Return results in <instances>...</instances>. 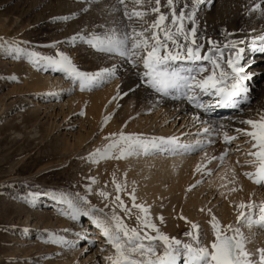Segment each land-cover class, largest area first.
Segmentation results:
<instances>
[{"label":"rangeland","instance_id":"rangeland-1","mask_svg":"<svg viewBox=\"0 0 264 264\" xmlns=\"http://www.w3.org/2000/svg\"><path fill=\"white\" fill-rule=\"evenodd\" d=\"M254 2L255 0H219L218 5L202 21L199 20L198 34L203 32L206 39L212 37L213 40L224 42L226 37L229 39L231 36H226L227 33H233L232 35L241 33L243 25L249 21V8ZM80 3L84 4L83 0H0V42H27V44L21 43V46L28 47L41 55H54L56 51L64 52L81 70L87 72H96L111 67L112 62H117L118 58H105L79 42L76 46L61 43L73 35H88L93 31L100 32L101 29L97 25L110 24L111 21L122 15V13L112 14V6L105 1L98 5L95 3L86 6L87 12L82 11L86 7L81 9ZM180 7V5L177 7V12ZM63 17L73 18L64 22ZM52 45H56V47L54 48ZM207 47L208 45L205 43V50ZM52 73L51 70L37 71L24 59H14L5 50L0 49V264H58L61 262L59 259L62 256L69 254L74 249L46 243L47 233H55L72 241L77 229L82 225V223L80 225L78 223L83 217L79 222H74L63 216L62 219H66L64 221L61 219L60 211H55L53 206L41 209L35 202L30 206L24 200L29 192L50 194L55 191L76 197V194L79 196L88 195L86 188L91 186L92 194L88 195V199L92 205L104 208L106 202H102L96 193L100 190L111 193L109 196V201H111L115 195L113 177L117 182H123L126 185L130 181H136L134 185L133 182H130L134 189H136L137 181L141 178L145 180L147 176V181H149L148 178L151 180L153 177L152 179L155 178L156 181L160 180V183L166 181L163 186L164 188L168 187L170 181L162 172L169 171L171 176L179 178L180 183L178 186H174L175 191L169 193V189H164L162 195L166 194L159 196L156 202L147 203L143 198H137L136 202L144 203L150 207L153 220L158 216L164 217V228L159 226L164 233L170 237L183 239L177 235L176 228L183 226L180 231H188L190 226L179 217L182 215L189 221L187 210L190 206H188V202L194 197H199L198 195L206 197L209 195V191L218 187L220 177H215V175L223 170V179H226L225 184L227 185L226 195L233 196L234 210L220 222L222 225L236 224V205L244 202L245 197H254L253 193L247 192L238 175H235V183H229L233 177L231 167L233 165L245 166L243 163L245 161L239 162V164L235 162L238 157H241L239 155L242 154L241 148L245 145L244 137L238 139L243 143L242 147H237L238 143L229 146L231 151L222 165L218 159H213L211 163H208L210 158L219 157L225 151L226 145L217 139H214L215 143L207 147L206 152L198 153H204L198 160L189 162L185 166L174 163L166 165L165 163L168 161L162 163L159 161L157 164L158 160L156 159V163H154V158L157 156L133 157L124 160L108 159L98 164L92 163L87 158L96 150L104 149L109 143L105 137L121 131L142 134L148 129L150 121H153L151 115H153L154 107L159 105H155L147 97L123 95L127 92L119 77L103 83L102 87L99 86L94 90L80 91L78 86L73 87L63 78L62 74H58L61 80L55 87L59 84L67 86L66 93H59V95L56 88H51L49 83L45 90L39 91L33 88L37 86L35 78L42 81L49 75L57 77V74ZM11 76H15L17 79L11 81L9 80ZM135 78V75L131 73L130 82H134ZM48 91L58 95H50ZM69 92L70 94H67ZM138 94L142 93L138 92ZM26 99H31L32 102L27 103ZM255 104L258 105L259 101ZM81 112L84 115H79ZM106 117H111L107 124L104 123ZM141 122H146V124L141 125ZM166 122L170 127L171 123L168 124L167 120ZM150 133H153V130ZM150 135L154 136V134ZM193 155L197 154H191L188 157ZM181 157L182 159L186 158V156L179 158ZM203 164H207V169L212 173L210 176H204L195 171L197 165ZM156 171L159 172L158 175ZM235 174H239V170ZM130 175L137 177V180ZM91 178H94L96 183L91 184ZM197 181H201V183L197 184ZM193 185L196 187L193 188ZM190 188L191 191H189ZM232 188L237 190L230 191ZM121 196L130 207L129 197L125 193H121ZM49 197L50 195H41L36 201ZM260 202H264V198L255 203ZM83 207H87V205ZM204 208L207 209V207ZM204 208L202 212L210 217L208 210ZM44 211L48 212L47 214L52 213V216H58L60 225L64 224L63 227L50 224L42 228L46 220L37 222L36 217L39 212L43 213ZM117 212L122 217L124 216V213L119 212V209ZM36 222L40 229L38 237L36 235L27 237L26 232L35 226ZM54 222H56L55 219ZM126 222L130 226L135 224L134 219L126 220ZM159 225H161L160 222ZM242 230L250 241L248 236L260 229L254 227L251 231L247 228ZM208 232L206 242L213 238L210 226ZM30 234H34V232ZM21 239H29V242L32 243L21 245ZM246 247L249 248L248 244ZM248 251L250 250L248 249ZM70 258L72 259V257ZM73 262H76V259Z\"/></svg>","mask_w":264,"mask_h":264},{"label":"snow or ice","instance_id":"snow-or-ice-1","mask_svg":"<svg viewBox=\"0 0 264 264\" xmlns=\"http://www.w3.org/2000/svg\"><path fill=\"white\" fill-rule=\"evenodd\" d=\"M83 2L91 5L98 0ZM204 3L205 0H190V3L189 0H163V3L162 0H115L111 13L122 15L110 24L97 25L100 32L73 35L61 42L70 46H76L79 42L105 58H118L123 64L130 65L138 82L129 91L139 87L147 88L157 97L155 104L165 99L184 101L197 110L192 117L193 124L202 126L190 143L183 142L177 136L148 137L123 131L112 133L105 137L109 143L103 150L98 149L89 155L87 159L90 162L98 164L108 159L187 156L206 152L207 147L215 143L214 137H220L224 125L207 124L199 113H210L216 108L243 111L242 105H250V82L256 74L247 71L251 62H244L245 55L246 52L264 54V35L249 40L226 37L224 42L206 39L203 32L198 34L200 25L197 18L199 6ZM180 4L183 7L177 12ZM162 8L167 11H162ZM82 11L87 12L88 8ZM251 11L264 16L260 3L255 4ZM72 18L62 19L67 22ZM189 24L191 27H188ZM230 35L232 34H227ZM21 43L27 44L2 41L0 49L14 59H24L37 71L61 73L66 81L73 87L78 86L80 91L94 90L103 83L118 78L115 64L96 72H87L81 70L64 52L41 55L28 47H22ZM205 43L208 45L206 51ZM52 47L55 48L56 45ZM16 79L15 76L9 77L11 81ZM205 97L208 98L206 101ZM258 116V119L239 121L247 127L235 128L236 135H229L224 131L222 139L226 145L225 151L219 157L210 158L208 163L218 159L222 165L231 151L229 146L232 141L243 136L248 147V151L244 153L248 157L245 163L253 169L243 175L253 184L264 187V112ZM110 118L106 117L104 123L107 124ZM195 171L204 176L212 174L207 169V164L197 165ZM232 172L233 177L229 183H235V170L232 169ZM90 183H96L95 179L91 178ZM112 183L115 195L111 201V193L104 190L96 193L102 202H106L104 208L92 205L88 199V195L92 194L91 186L86 188L88 195L85 196L76 194V197H72L68 193L55 191L50 194L29 192L24 200L32 206L41 195H50L54 202L66 206L60 210V215L74 222H79L82 217L87 218L105 238L106 245L111 246L112 254L105 257L108 264H264V248L257 249L256 252L248 251L246 244L249 240L242 230L247 228L251 231L253 227L264 230V202L250 201L236 205L235 225H222L209 209L208 224L213 238L207 242V234L201 226L181 215L179 218L190 227L183 233L184 239H178L161 231L153 220L149 206L136 202L135 189L127 192V185L117 182L115 177ZM199 183L201 181H197ZM221 187L227 185L222 184ZM236 190L232 188L230 191ZM121 193L129 197L130 207L122 199ZM84 205L87 207H83ZM117 209L124 213L123 217ZM132 219L135 221L134 226L126 223V220ZM156 220L160 224L165 223L163 216L156 217ZM75 235L79 240L87 239L83 233ZM45 242L76 247V242L68 241L55 233H47Z\"/></svg>","mask_w":264,"mask_h":264},{"label":"bare ground","instance_id":"bare-ground-1","mask_svg":"<svg viewBox=\"0 0 264 264\" xmlns=\"http://www.w3.org/2000/svg\"><path fill=\"white\" fill-rule=\"evenodd\" d=\"M103 1L107 2V4L112 6V7L115 4V0H98V2L96 4L97 5H98V3L101 4V2H103ZM218 2H219V0H205V3L199 6V10L197 12L198 22H199V20L202 21V19H204V17L209 12H211V10L215 6L218 5ZM189 3H190V0H189ZM257 3H260L261 8L264 9V0H255V2L252 3L251 7L249 8V12H250V15L248 14L249 21H247L243 25L242 32L241 33H235L234 35H231L229 37V39L249 40L251 38H254V37L258 38L261 35H264V16H261V14L259 12H252L251 11V9ZM94 4H91V5H94ZM102 4H104V3H102ZM81 5H82L81 9L86 7V6L87 7L89 6V4H86V3L81 4ZM180 6L183 7V4H180ZM161 10L165 11V9H163V8ZM188 27H191V25L189 24ZM233 31L236 32L235 30H233ZM211 34H212V32H211ZM118 61L112 62V65H114L116 63L115 65H117V68H118V77L121 78V81H123L124 90L129 94L128 96L131 97L132 95H138V96L147 97V98H149V100L152 103H154L156 101L157 97L153 93H151L150 90H148L147 88L140 87V88L135 89L134 91H129V89L133 88V86L138 82V78L134 74V71L130 70V65L123 64L121 61H119V62ZM249 61L251 62V67H249L247 69V71L256 74L253 76V79L250 82L251 86H252V92L250 94L251 95L250 105H242L243 111H236V110L227 109V108H216L213 112H210V113H199V115L201 116V119L203 121L207 122V124H210V125L223 124L224 125V128L221 132L220 137H214L215 140L217 139L220 142L221 141L223 142L222 137H223L224 131H226L229 135H236V133L234 132L235 128L247 127L246 125L239 123V121L245 120V119H250V118L251 119H258L259 118L258 114L261 112H264V54L246 52L244 62L247 63ZM51 72H53L52 74H57V77L49 75L47 77H44L42 81L35 78L34 81H35V83H37V86L33 87V88L38 89L39 91L43 90V89L45 90L46 85L49 83V86H52L51 88H53V89L56 88L55 90L58 91V94L59 93L60 94L66 93L68 91L67 86H63V84H59L55 87V85L57 83H60L61 78L58 77V74H61V73L55 72V71H51ZM131 73L134 74L136 77L134 82H130V74ZM34 81L31 80V82H34ZM138 92H141L142 94H138ZM45 93H47V91H45ZM48 93H49V91H48ZM204 99L206 101L208 98L205 97ZM26 100H27V103L32 102L31 99H26ZM257 101H259L258 105L255 104ZM160 104H161V106H160ZM155 105H159V106L154 107V110L152 112L153 115H151V117H152L151 119H153V121L152 122L150 121L149 125L147 124L148 129L142 133L144 136L150 137L151 136L150 134H154V136H156V137L177 136V137H180L183 142L190 143L193 141L195 133L198 130H201L202 126L200 124L194 125L193 120H192V117L197 112V110L193 109L192 106L187 104L186 102L180 101V100L165 99V100L161 101L159 104H155ZM166 120L168 121V124L171 123L170 127L167 126ZM163 121H164V123H162ZM142 124H146V122H141V125ZM153 126H154V128H153ZM152 130H153V133H150V131H152ZM241 137H243V136H240L238 139H241ZM238 139L232 141L231 144L236 145V143H238L237 147H242L241 145H243V143L239 142ZM243 147L241 148L242 154L239 155L241 157L240 158L238 157L235 162H237V161H239V162L245 161L246 162V160L248 159V157L246 155H244V153H246L248 151V147L246 145H244ZM202 154H204V153H202ZM202 154H197V155H193L190 157H188L189 155H187L185 159L184 158L182 159V157L179 158L180 156L175 157V156H167V155H158L157 157L155 156L156 158H154V161H155L154 163H156V160H158L157 164L159 163V161H160V163H162L164 161H168L165 163L166 165H169V163H174L176 165L180 164L182 166H185L189 162L198 160ZM152 160H149V161H152ZM245 162H243L245 164L244 167H239V166L233 165L231 167V169H234L235 172L239 170V174H235V175H238L242 179V184L247 189V192L249 194H252V193L254 194V197H252V198L245 197L244 203H248L252 200L255 202H259V200L261 198H264V187H259L255 184H253L250 180H248L243 175L244 172H248V171L253 170L252 167L247 165ZM165 164H164V166H166ZM176 165H172V166H176ZM158 167H160V166H158ZM161 167H163V166H161ZM236 167H238V168L236 169ZM170 169H172V168H170ZM144 170L146 171V169H144ZM157 170H158V168H157ZM175 170H176V167H175ZM129 171H131V170H129ZM147 171H148V169H147ZM163 171H164V169H163ZM158 173L159 172H157V175H158ZM163 173H165L164 175H165L166 179H169L168 181H170V183L168 185L169 188L168 187L164 188V186H163V184H165L166 181H165V183L164 182L160 183L159 182L160 180L156 181L155 178L152 179L153 177H151V176H150L151 180L148 178L149 181H147L146 178L148 176L146 175L147 176V177H145L146 181L141 178L135 184L136 187L134 186L136 188L135 193L137 195V198H143L147 203L152 202V201L156 202V199L162 195V191L164 189L165 190L169 189L170 190V191H168L169 193L171 191L173 192V190L175 191L174 186H178V184L180 183V181H178L179 178L171 176V174H169V171L168 172H162V174ZM222 174H223V170H220L215 175V177L216 176L220 177L218 180L219 185H218V187L209 191L208 196H206V197L202 196L201 197V195H198L199 197H194L192 199L193 201L190 200L188 202V206H190V208H188V210H187V215L189 216V221L198 223L201 226V229L206 234L209 233L208 232V229H209L208 221H209L210 217H208V215H205L201 211V207H203V208L207 207V209L204 208L206 210L211 209L212 214H214L219 220H224L226 215H229V213L233 212V210H234L233 196H227L226 195L227 187H225V190H223L224 187H221L222 184L226 185L225 184L226 179H222V178H224V175H222ZM131 176L132 175H130V177ZM134 177L132 176L133 179L137 178V177H135V178ZM140 177H141V175H140ZM132 178H131V180H133ZM174 180L178 181V182L175 183ZM129 181H130V179H129ZM130 182H133V181H130ZM130 182L127 185V189H126L127 192H131L132 189H134L131 187L132 185L130 184ZM135 182L136 181L133 182V185ZM221 193H223V195H221ZM165 194L166 193H164L163 195H165ZM35 204L37 205V207L40 206L41 209L53 206V208H55L54 209L55 211H57V210L60 211L65 206V205L57 204L56 202H54L51 199V197L43 198V199H40L39 201H35ZM47 213H46V211H44L43 213L39 212L37 217H36V220H38L37 222L46 220V222L43 223L44 227H42V228H45V227L49 226L50 224L63 227L64 224L60 225V219H58V216L54 215L56 213L53 214L54 216L51 215L52 213H50V214H47ZM52 218H54L56 222H54V219L52 220ZM62 218H63V216L61 217V219ZM62 220H64V219H62ZM80 221L81 222L78 224L80 225L82 223V225H80L81 227H79L77 229L76 233H83L87 237V239L86 240H79L78 237L75 235V238H73L72 241L76 242V247L69 254L62 256L59 259L61 262H59L58 264H108L105 257L112 254L111 246L106 245L105 238L100 234L99 230L96 229L89 222V220L87 218H83ZM37 222H36V225L34 224L35 226L31 227V229L28 228L29 230L26 232L27 237H29L30 235H36L38 237V234L40 233V229L38 228ZM154 222L157 223V225L162 227V228H164V226H165L164 224L159 225V221H157L156 219H154ZM83 226H84V228H82ZM174 226L177 227L178 225H174ZM182 227L183 226L176 228L177 231L176 230L175 231L178 232L177 235H179L181 238L184 239V236L182 234L185 233L186 230L180 231ZM45 231H46V229H45ZM32 232H34V234H30ZM248 237H249L250 241L247 243L248 247H249V248L246 247L247 250L249 249L251 252H256L257 249L264 248V230H261V229L259 231L255 230ZM26 240H28V241H26ZM26 240L21 239L20 244L22 245L24 243H27V244L32 243V242H29V239H26ZM92 242H94V243H92ZM19 250H21V249H19ZM88 252H91V253L89 254ZM70 257H72V259ZM75 259H76V262H73V261H75ZM80 259H82V260H80Z\"/></svg>","mask_w":264,"mask_h":264}]
</instances>
